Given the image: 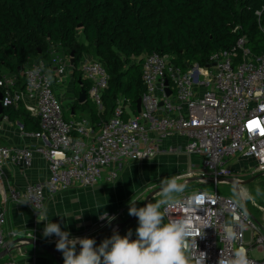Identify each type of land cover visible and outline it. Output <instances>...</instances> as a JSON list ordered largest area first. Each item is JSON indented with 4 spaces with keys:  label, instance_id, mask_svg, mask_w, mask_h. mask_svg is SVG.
I'll return each mask as SVG.
<instances>
[{
    "label": "built area",
    "instance_id": "obj_1",
    "mask_svg": "<svg viewBox=\"0 0 264 264\" xmlns=\"http://www.w3.org/2000/svg\"><path fill=\"white\" fill-rule=\"evenodd\" d=\"M255 13L260 15L261 11ZM246 41L243 36L231 50L211 55L206 62H216L211 67L194 61L178 64L167 54H145L140 59L144 85L140 111L137 106L130 108L124 96H119L110 116L96 125L89 117L66 120L63 108L65 100L68 110L78 100L65 79L66 74L76 68L90 84L87 99L98 114L105 112L103 96L110 75L100 61L86 58L73 65L71 56L63 62L65 58L52 49L50 64L39 61L23 68V88L17 86L16 76L3 74L0 78L2 105L23 103L26 111L38 121L39 128L27 131L19 123L21 136L31 140L30 145L0 143V182L7 163L28 168L36 155L46 162L48 177L3 194L0 251L7 246L3 227L5 205L10 199L28 206L36 222L38 211L45 212L49 195L93 186L100 181L114 182L124 161L143 162L162 154H181L191 156L193 167L176 174L179 182L188 185L196 181L199 186L214 184L212 191L197 188L182 193L180 204L163 209L167 222L189 217L197 232L203 233L202 238H196L198 249L192 250L190 264H197L199 251L207 254L206 264H218L221 254L225 259L232 258L241 247L246 249L251 264H264V207L259 206L263 216L256 220L244 205L247 194L241 186L242 179L233 177L236 182L232 183L227 177L233 173L232 164L229 165L233 158L234 164L240 163V159L246 160L240 170L264 174V54L252 53ZM55 85L65 86L62 97L54 92ZM220 182L232 183L241 202L219 194ZM205 194L206 199L199 207L188 206V201L199 202ZM235 216H239V221ZM112 217H116L115 214ZM206 221L214 227L205 228ZM106 222L102 220L98 228L83 237L91 234V238L101 232ZM226 226L237 233L236 240L224 238ZM36 227L34 224L32 229L10 234L22 242L34 238L56 245L57 236L40 237ZM246 231L250 232L248 241H245ZM253 250L261 256L250 254ZM0 264L28 263L10 260Z\"/></svg>",
    "mask_w": 264,
    "mask_h": 264
},
{
    "label": "trees",
    "instance_id": "obj_2",
    "mask_svg": "<svg viewBox=\"0 0 264 264\" xmlns=\"http://www.w3.org/2000/svg\"><path fill=\"white\" fill-rule=\"evenodd\" d=\"M243 36L252 53L264 54V0H0V78L6 68L23 88L19 68L39 61L50 64L53 46H60L65 55L74 52L75 65L89 55L110 75L105 112L98 114L88 99L76 100L68 118L80 119V109L90 113L96 125L110 116L119 96L136 107L144 91L140 59L145 54L204 65ZM74 76L75 95L82 88L88 91L89 82L76 68ZM2 115L27 131L39 128L21 102L3 106Z\"/></svg>",
    "mask_w": 264,
    "mask_h": 264
},
{
    "label": "crops",
    "instance_id": "obj_3",
    "mask_svg": "<svg viewBox=\"0 0 264 264\" xmlns=\"http://www.w3.org/2000/svg\"><path fill=\"white\" fill-rule=\"evenodd\" d=\"M86 58L91 57L89 55L82 57V59ZM52 71L56 72L54 67ZM68 77H71L69 82L67 81ZM65 79L71 88H76L74 71L72 73L69 71ZM56 90L60 97L64 95L61 87L58 88L57 86ZM78 115L80 118L89 117L90 113L83 111ZM0 124L2 126L0 130L1 144L7 146L31 144V140L24 139L21 136L18 121L13 122L2 115ZM186 157L188 156L181 154H162L143 162L124 161L120 166L119 177L116 181L111 183L100 181L93 186L71 188L49 195L44 213L47 214L51 222L60 224L63 231H68L71 234L70 238H83L86 233H90L96 229L95 227L100 220V214L103 212L109 213L118 209L120 211L118 217L120 218L119 223L128 218L130 216L128 215L130 201H135L136 206L141 207L149 193L161 188L162 179L175 177L176 174L188 169ZM173 161L179 162V165ZM47 177L48 169L46 162L39 155L35 156L32 165L28 168H21L7 163L4 166V178L0 182V201L3 194H7L10 189L23 188L29 182L42 181ZM160 197L161 191L156 193L150 200V203H155ZM104 204L105 206L102 208ZM98 206L100 207L98 208ZM5 208L6 222L4 224V233L7 241L5 248L10 247L5 257L7 256L10 260L18 262H27L28 264H63V258L59 261L42 248L22 242L10 234L11 232H18L23 229H32L34 224H36L37 235L43 237L46 221L35 222L34 214L28 206L11 199L6 203ZM78 217L80 218L77 219ZM165 222H167L166 219ZM137 226L138 219L130 223L125 229L118 230V232L123 236L131 229V238L135 239V229ZM112 235L113 233L98 232L93 234L91 238L95 239L99 237L100 239L96 242V246H99L104 239L110 238ZM16 240L19 241L16 243ZM76 250L78 253L80 250L79 245H77ZM60 256H63L62 253H60Z\"/></svg>",
    "mask_w": 264,
    "mask_h": 264
},
{
    "label": "clouds",
    "instance_id": "obj_4",
    "mask_svg": "<svg viewBox=\"0 0 264 264\" xmlns=\"http://www.w3.org/2000/svg\"><path fill=\"white\" fill-rule=\"evenodd\" d=\"M185 188L186 184L179 183L177 177L164 178L161 180V199L155 203H147L143 207H137L135 201H130L128 215L138 219L135 239L131 238V229L123 236L118 231H114L110 238L104 239L99 246H96L93 238H70L71 234L63 231L60 224L51 222L46 213L38 211V217L43 216V219L37 217V222L46 221L43 229L44 237L52 235L58 237L55 247L63 255V264H190L192 250L198 249L196 238H202L203 233L197 232L189 217H179L165 222L163 211L165 207L173 208L182 202L180 194L184 193ZM204 199L206 194L199 202L193 199L187 203L190 207H199ZM104 206L105 204L102 208ZM239 206L243 208L242 204ZM244 214L247 215V212L245 211ZM99 218L106 219L108 214L103 212ZM235 219L239 221V216H235ZM205 224V228L214 227L207 221ZM224 238L234 241L237 239V233L230 226H226ZM77 245L80 246L78 253ZM206 260L207 254L199 251L197 264H206ZM218 264H251V262L246 249L241 247L234 252L232 258L225 259L221 254Z\"/></svg>",
    "mask_w": 264,
    "mask_h": 264
},
{
    "label": "rangeland",
    "instance_id": "obj_5",
    "mask_svg": "<svg viewBox=\"0 0 264 264\" xmlns=\"http://www.w3.org/2000/svg\"><path fill=\"white\" fill-rule=\"evenodd\" d=\"M53 50L55 51V53H57V55L61 56L62 58H65V60L63 62H67L68 59H70V55L68 54H64L63 52V49H61L60 46H53ZM4 74L6 75H11V76H14V74L4 68ZM68 76H70L68 74ZM71 79V77L67 78V81L69 82ZM58 85H55L53 86V90L54 92L57 94V88ZM59 87H62V92L64 93L66 91V88L64 85H59ZM88 106H91V101H89L87 103ZM68 101H64V108H63V116L64 118L67 120L68 119ZM83 111L82 110H78L77 113H82ZM77 114V115H78ZM79 116V115H78ZM187 159V166L188 168L190 167H193V162H192V158L191 156L189 157H186ZM179 161V159H178ZM173 162H177V161H173ZM235 159H231L230 162H229V165L232 164V168H233V173L232 175H229L227 177L229 178H233V177H237V178H240L243 180H248V179H251V178H254L253 180H251L249 183H241V186L242 188L244 189V191L246 192L247 194V199L246 201L244 202V205L246 206V208L249 210V212L254 216V218L256 220H261L262 219V216H263V211L259 208V206L261 207H264V174L262 173H258V174H251L250 171H246V170H240L239 167L246 163V160L245 159H240V163H237V164H234ZM177 164L179 165V162H177ZM179 182V181H178ZM180 183V182H179ZM161 186V184H160ZM197 188H202V189H205V190H209V191H212L214 190V184H209V185H206V186H199L198 183L196 181H191L190 184L186 185V188H185V191L184 193L186 192H189V191H192L194 189H197ZM217 191L219 194L221 195H224V196H230L232 198H234L235 200L241 202V199H240V196H239V193L238 191L235 189V186L232 184V183H218L217 185ZM162 197H160L161 199ZM120 211L115 210V211H111L108 214V218L106 219H100L97 226L95 228H98L99 227V224L102 220H106V224H105V227L103 228V230L101 231L102 232H107V233H113L114 231H118L120 229L117 228V225L119 223V213ZM115 214V219H110L112 217V215ZM114 228V229H113ZM4 229V227H3ZM113 229V230H112ZM5 234V233H4ZM250 232L249 231H246L245 233V241H248L250 240ZM250 254H252L253 256L255 257H259L261 256V254H259L256 250H253ZM10 259L6 256H4L2 258V262H6V261H9Z\"/></svg>",
    "mask_w": 264,
    "mask_h": 264
},
{
    "label": "water",
    "instance_id": "obj_6",
    "mask_svg": "<svg viewBox=\"0 0 264 264\" xmlns=\"http://www.w3.org/2000/svg\"><path fill=\"white\" fill-rule=\"evenodd\" d=\"M71 63L74 65L75 64V58H74V52L71 53ZM216 62H212V63H206L205 65L207 67H211L213 65H215ZM23 67H20L19 70L20 72L22 71ZM81 81V80H79ZM168 94H170V90H167ZM2 93L0 92V115H2L3 112V105H2ZM78 101L80 103L82 102H86L87 101V91L82 88L79 92L78 95ZM136 106H137V110L140 111V106H141V98H138L137 102H136ZM254 178L248 179V180H243L240 183H249L251 180H253ZM228 180L232 183L236 182L234 179L232 178H228ZM185 184V182H180ZM161 191V188H158L157 190H154L153 192L149 193L144 202H143V206H145L147 203H150V200L156 195L157 192ZM137 218L135 216H129L128 218L122 220L119 224H118V228L120 230L125 229L130 223H132L133 221H135ZM22 239H26V238H22ZM100 238H95V241L97 242ZM20 240V239H19ZM16 240V243L19 241ZM27 243H30L33 246L42 248L43 250H45L47 253L51 254L52 256H54L57 260L61 261V259L63 258V256H60V251L56 250L55 245H51V244H47L43 241L34 239V238H27ZM10 250V247L5 248L4 250H2L0 252V259H2Z\"/></svg>",
    "mask_w": 264,
    "mask_h": 264
}]
</instances>
